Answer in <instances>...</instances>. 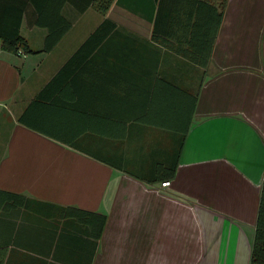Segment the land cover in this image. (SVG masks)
<instances>
[{"label": "crops", "instance_id": "obj_1", "mask_svg": "<svg viewBox=\"0 0 264 264\" xmlns=\"http://www.w3.org/2000/svg\"><path fill=\"white\" fill-rule=\"evenodd\" d=\"M184 2L162 0L166 13ZM59 3L69 27L44 50L32 6ZM156 6L0 0L24 7L18 30L37 50L0 48V264H250L264 0H226L214 36L206 4L184 31L177 13L155 23ZM104 16L111 30L67 62Z\"/></svg>", "mask_w": 264, "mask_h": 264}, {"label": "trees", "instance_id": "obj_2", "mask_svg": "<svg viewBox=\"0 0 264 264\" xmlns=\"http://www.w3.org/2000/svg\"><path fill=\"white\" fill-rule=\"evenodd\" d=\"M156 12L154 21L155 23L159 22L161 19L167 15L171 18L175 17V13H177L178 22L176 29H181L184 31L188 28V20L194 14V11L191 8L193 2H196V13L195 17H193L192 23L194 24L196 21V17L198 18L199 14L202 13L201 3L207 5V7H211L214 12L213 22H212V33L214 36L216 28L218 26V22L220 20V16L222 15L224 4L226 0H214V3H210V0H185V5H175V8L172 7L171 11L166 13V10L163 7L162 0H156ZM74 2L75 8L78 11L84 10L86 7L91 6L100 14L105 15L106 10L111 4L112 0H72ZM60 3L58 5L46 6V5H33L32 10L35 14V18L32 22L38 25H42L46 27V35L44 37V43L42 49L47 50L52 47L54 42L59 38V36L67 30L69 27V22L59 14ZM181 9V10H179ZM24 7H6L0 11V48L4 50H10L15 52L19 48L24 50L25 52H36L37 50L32 49L28 46L25 38L19 33L18 26L20 22V17L22 15V11ZM9 17L8 20L2 19ZM191 23V24H192ZM114 26V23L110 21L105 16L100 20V22L94 27V29L87 35V37L82 41V43L76 48L74 53L66 60L67 62L73 61L79 55L80 51H85L87 46L92 45L101 37H103L111 28ZM194 30V25H193ZM172 32H175V29H171ZM210 45V41L207 42V48ZM173 169L168 168L167 173H161L155 177L158 179H168L172 176ZM264 189V171L262 173V181H261V190ZM4 195H12L16 196L18 194L2 191ZM17 197V196H16ZM15 201L17 199L15 198ZM15 203V202H14ZM263 212L261 209V202L258 205L254 232L251 240V248H250V264H263V250H264V219ZM104 215L100 213L94 212V220L92 221V233L93 237H97L100 233L102 225L104 223Z\"/></svg>", "mask_w": 264, "mask_h": 264}, {"label": "built area", "instance_id": "obj_3", "mask_svg": "<svg viewBox=\"0 0 264 264\" xmlns=\"http://www.w3.org/2000/svg\"><path fill=\"white\" fill-rule=\"evenodd\" d=\"M162 185H167L168 184V181L167 180H164L161 182Z\"/></svg>", "mask_w": 264, "mask_h": 264}, {"label": "rangeland", "instance_id": "obj_4", "mask_svg": "<svg viewBox=\"0 0 264 264\" xmlns=\"http://www.w3.org/2000/svg\"><path fill=\"white\" fill-rule=\"evenodd\" d=\"M93 8V7H92Z\"/></svg>", "mask_w": 264, "mask_h": 264}]
</instances>
